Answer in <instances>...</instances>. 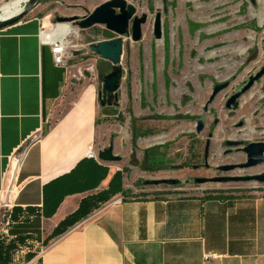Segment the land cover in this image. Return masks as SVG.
I'll return each instance as SVG.
<instances>
[{
    "label": "crops",
    "instance_id": "crops-1",
    "mask_svg": "<svg viewBox=\"0 0 264 264\" xmlns=\"http://www.w3.org/2000/svg\"><path fill=\"white\" fill-rule=\"evenodd\" d=\"M32 10L0 31V206L8 203L0 207V264H264L259 194L130 198L145 190L133 192L122 175L125 194L61 232L81 201L106 191L121 170L93 160L106 174L81 192L73 171L81 161L88 165L90 149L97 153L98 84L54 64L41 36L44 21L51 23Z\"/></svg>",
    "mask_w": 264,
    "mask_h": 264
},
{
    "label": "rangeland",
    "instance_id": "rangeland-1",
    "mask_svg": "<svg viewBox=\"0 0 264 264\" xmlns=\"http://www.w3.org/2000/svg\"><path fill=\"white\" fill-rule=\"evenodd\" d=\"M9 1L0 0V5ZM107 1L110 0H39L33 10L48 17L51 26L47 21L44 24L51 29L58 24L56 18L87 17ZM125 1L135 8L137 17L146 15V22L141 26L140 41H131L130 28L129 34L122 37L117 105L100 107L97 101L95 147L100 151L111 142L114 154L122 159L119 169L129 187L133 192L145 190L133 195L128 192V196H189L199 192L264 195V182L253 180L195 183L196 179L264 177V164L228 173L215 169L245 163L244 153L235 148L224 155L227 141L242 142L243 146L264 142V75L239 99L235 110L225 107L227 100L264 66V0ZM157 13L161 17L159 40L153 37ZM63 24H69L78 34V38H68V77L97 83L102 60L89 52L88 45L116 35L104 26L80 30L73 22ZM224 83L228 87L208 103L212 90ZM202 119L204 127L197 131L196 124ZM134 132L137 139L132 148ZM207 141L210 147L205 162ZM150 148H155L148 153L150 162L161 161L160 164L150 171L133 166L130 154L133 152L134 160L140 163ZM163 180L179 184L143 185L145 181ZM156 189L161 191H153ZM3 214L1 210L0 216Z\"/></svg>",
    "mask_w": 264,
    "mask_h": 264
},
{
    "label": "water",
    "instance_id": "water-1",
    "mask_svg": "<svg viewBox=\"0 0 264 264\" xmlns=\"http://www.w3.org/2000/svg\"><path fill=\"white\" fill-rule=\"evenodd\" d=\"M39 4V0H28L24 5L22 11L17 15L10 17L5 20L0 21V31L18 23L21 21L34 7ZM57 23H75V25L80 30H87L95 26H104L105 29L115 34L116 37L109 40L100 41L97 43H92L88 45V50L91 54L98 57L100 60L107 62L110 65L109 72L104 76H99L98 83V93L97 99L99 101V106H116L117 105V93L120 88V80L122 76V70L120 67L121 57L123 54V39L124 35L129 34L132 42H138L141 38V26L146 22V15L141 17L136 16L135 8L127 4L125 0H110L106 3L95 8L93 12L87 17L78 18H62L58 17L55 19ZM153 37L155 40L161 38V17L157 13L153 21ZM264 75V66L259 72L253 77H250L246 85L242 88L241 92L232 95L226 102L225 107L227 110H235L238 107L237 99L247 91L251 85L258 81ZM228 87V83H224L216 86L209 97L208 103H210L218 93ZM114 99L113 104L110 100ZM264 103V96L261 98ZM204 127V120H200L196 124L197 131H201ZM209 141L206 142V147L204 148V161L208 155V145ZM244 145L242 142L227 141L225 146L227 147H240ZM241 152L245 155V163L239 165H225L216 167V170L222 173H228L236 169H250L255 168L264 164V142L249 143L242 146ZM97 159L100 162L107 164H117L121 162V158L114 154L113 145L110 142L108 146L96 153ZM206 166V165H205ZM258 181L264 182L263 176H254L246 178H210V179H196V184L204 183H227L229 181ZM178 181L163 180V181H145L143 185H177Z\"/></svg>",
    "mask_w": 264,
    "mask_h": 264
},
{
    "label": "trees",
    "instance_id": "trees-1",
    "mask_svg": "<svg viewBox=\"0 0 264 264\" xmlns=\"http://www.w3.org/2000/svg\"><path fill=\"white\" fill-rule=\"evenodd\" d=\"M109 33H106V36H109ZM108 68H110L109 64L106 62H100V67L98 68V75L99 76H104L106 75L109 71ZM137 139V135L134 133H132V139H131V146L132 148L135 147V141ZM155 148H150V150H148L147 152H144L143 154V158L141 160L140 163H137L134 160V153L132 152L130 154V161L132 163L133 166L135 167H139L140 170L142 171H150L151 169H153V167L156 164H160V162L154 160L152 162H150V157H149V152L153 151ZM86 162L85 161H81L76 167L75 170L73 171L74 173H79L80 172V183L82 184L81 187V192L84 191H88L91 189H94L98 183V181L100 179H102L104 177V175L106 174V169L100 166H97L96 164L93 163L92 159L88 160V165H84ZM86 166H89L86 171L85 168ZM159 169V168H155ZM94 170V173H93ZM91 172L92 176L93 174H96V181L90 182L87 176V173ZM95 171L97 173H95ZM121 172H116L113 176V178L111 179V182L108 186V189L106 191H103L101 193H98L96 196L94 197H90L88 199H84L81 201L80 206L78 208V210L73 213L71 216H69L60 226H61V232L64 231L65 228L70 227L72 225H74L76 222L80 221L81 219H83L84 217H86L90 211H92V209L97 208L101 203L106 202L108 199H110L112 196H114L115 194L121 193L122 189H121ZM124 193V192H122ZM155 197L162 195V194H154ZM215 195L214 198H220L223 197V194L221 193H217V194H212ZM210 197H213L210 195Z\"/></svg>",
    "mask_w": 264,
    "mask_h": 264
},
{
    "label": "bare ground",
    "instance_id": "bare-ground-1",
    "mask_svg": "<svg viewBox=\"0 0 264 264\" xmlns=\"http://www.w3.org/2000/svg\"><path fill=\"white\" fill-rule=\"evenodd\" d=\"M27 1L28 0H11L7 3L1 4L0 21L8 19L20 13L24 5L27 3ZM44 26H45V30L42 35L43 38L49 42H54V41L61 42L66 50L69 47H71V43L68 38H72V37L76 38L78 36L77 30L71 27L69 24L64 25L63 23H58L55 26H52L51 29L46 27L45 24ZM241 53H244V51L242 50Z\"/></svg>",
    "mask_w": 264,
    "mask_h": 264
},
{
    "label": "built area",
    "instance_id": "built-area-1",
    "mask_svg": "<svg viewBox=\"0 0 264 264\" xmlns=\"http://www.w3.org/2000/svg\"><path fill=\"white\" fill-rule=\"evenodd\" d=\"M44 30L45 29H43L41 31V36L43 35ZM42 38H43V36H42ZM43 42L50 45L54 64L56 66H64L65 67L66 59H67V53H66V49L64 48L62 43L59 41L49 42V41L45 40L44 38H43ZM22 155L23 154H19L18 156L12 158V161L15 162L16 168H17L19 162L21 161ZM86 158L92 159V160H97V155H96V153H94L90 149L86 154ZM16 168L12 171V173L9 174L8 183L4 189V194H6V198L8 197V194H10V192L13 189V181H14V175H15ZM0 207H3V208L6 207L7 208L8 203H3L2 206H0Z\"/></svg>",
    "mask_w": 264,
    "mask_h": 264
},
{
    "label": "flooded vegetation",
    "instance_id": "flooded-vegetation-1",
    "mask_svg": "<svg viewBox=\"0 0 264 264\" xmlns=\"http://www.w3.org/2000/svg\"><path fill=\"white\" fill-rule=\"evenodd\" d=\"M260 70V69H259ZM257 74V72H255L254 74H253V76H255ZM251 77V76H250ZM255 83V82H254ZM253 83V84H254ZM251 85V87L247 90V91H245L243 94H241L240 95V97L237 99V102L239 101V99L243 96V95H245V94H247L250 90H252L253 89V86L254 85ZM243 88V87H242ZM242 88L241 89H239V91H237V93H239V92H241V90H242ZM237 93H235V94H237ZM110 102H111V104H113V102H114V99L112 98L111 100H110ZM112 107V106H111ZM236 142H238V141H236ZM243 146V145H242ZM242 146H240V147H242ZM205 147H206V144H205ZM209 147H210V143H208V145H207V149H208V154H209ZM231 148H235L237 151L239 150V151H241V148H238V147H227V149L225 150V152H224V155H228V154H230V149ZM207 158H208V155H207ZM206 158V159H207ZM203 160H204V154H203ZM237 165H239V164H237ZM216 169V168H215ZM217 171V170H216ZM219 172V171H218Z\"/></svg>",
    "mask_w": 264,
    "mask_h": 264
}]
</instances>
